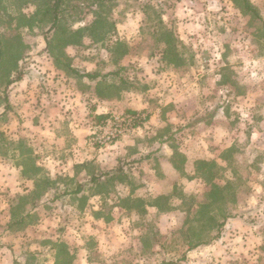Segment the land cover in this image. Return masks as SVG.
Here are the masks:
<instances>
[{"label":"rangeland","instance_id":"374dc122","mask_svg":"<svg viewBox=\"0 0 264 264\" xmlns=\"http://www.w3.org/2000/svg\"><path fill=\"white\" fill-rule=\"evenodd\" d=\"M103 1L63 5L86 31L58 65L50 24L24 30L27 81L0 115V264H264V18L242 0ZM129 110L147 121L91 142L97 116Z\"/></svg>","mask_w":264,"mask_h":264},{"label":"trees","instance_id":"16d2710c","mask_svg":"<svg viewBox=\"0 0 264 264\" xmlns=\"http://www.w3.org/2000/svg\"><path fill=\"white\" fill-rule=\"evenodd\" d=\"M242 1L244 2V9L242 11L243 14H254L258 19H261L258 11L254 9V7L250 5L247 0ZM66 2L67 0H44L40 9L35 13L30 14L25 12L22 7L24 0L19 1V9L17 12L10 11L6 5H3V0H0V115L6 114L11 109V107H9L8 90L12 85L21 81L23 77V72L20 69V63L28 57V45H31L26 42L23 36L24 30H32L36 26H42L45 23L50 24L49 29L47 31L44 30V33L42 34L46 40L47 51L56 65L62 62L60 57H58L55 53L58 47L57 45L60 42L64 45H76L75 41H73L75 40L74 37H80L86 31L85 29L69 31L70 29L66 25H62V15L66 12L63 5ZM98 3L102 5L104 1L94 0L92 6H95ZM42 8H44V10L41 12ZM25 9L27 10V7H25ZM100 19L105 20L103 17ZM101 23H103V21ZM178 62H182L179 49ZM64 66L80 78H88L90 80H96L99 78V75H95L93 73H81L80 71L72 68L69 63H64ZM110 75H118V72H112ZM122 83L126 84L125 81H122ZM92 112H94V110H92ZM127 114L140 115L139 113L131 110H129ZM96 118L99 122H101L109 117L97 116ZM201 164L204 168L209 165L207 162L203 161ZM97 180L99 179H93L92 182L95 183ZM82 187L83 185H80L76 193H80L82 191ZM214 187L216 190L213 193V198H224L223 193L226 187L221 188L217 184ZM232 217V213H225L223 221L217 222L216 228L214 229L219 231L220 228L225 226L224 224L226 221ZM213 219H215V217ZM213 222H215V220ZM218 236L213 238L217 240L219 239ZM203 244L204 242L198 241L197 244L190 248H195ZM14 264L21 263L16 261Z\"/></svg>","mask_w":264,"mask_h":264},{"label":"built area","instance_id":"2783aa9c","mask_svg":"<svg viewBox=\"0 0 264 264\" xmlns=\"http://www.w3.org/2000/svg\"><path fill=\"white\" fill-rule=\"evenodd\" d=\"M110 119V118H109ZM147 121V117L140 115L125 114L119 117H112L103 120L96 131L91 135L90 140L93 144L99 146L107 142L117 140L130 130L138 127Z\"/></svg>","mask_w":264,"mask_h":264},{"label":"crops","instance_id":"0c3cea01","mask_svg":"<svg viewBox=\"0 0 264 264\" xmlns=\"http://www.w3.org/2000/svg\"><path fill=\"white\" fill-rule=\"evenodd\" d=\"M250 5H252L254 7V9H256L258 11V13L260 14L261 19L264 18V0H247ZM251 15V14H250ZM249 16V15H246ZM27 80L24 79V81H19L17 83L14 84V87L18 86L19 84H23L25 83Z\"/></svg>","mask_w":264,"mask_h":264}]
</instances>
